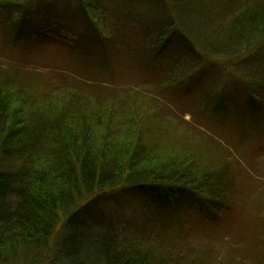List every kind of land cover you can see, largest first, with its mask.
<instances>
[{
    "label": "trees",
    "instance_id": "1",
    "mask_svg": "<svg viewBox=\"0 0 264 264\" xmlns=\"http://www.w3.org/2000/svg\"><path fill=\"white\" fill-rule=\"evenodd\" d=\"M30 1L0 3L7 8ZM160 2H153L151 15L158 18L144 22V30L155 29L156 21L162 25L170 12L180 35H168L139 56L130 53L144 66L157 62L154 80L160 83L146 79L144 88L181 100L185 108L206 105L218 90L204 94L203 88H191L190 101H184L177 88L193 74L205 78L204 65H218L243 85L236 93L230 88L228 98L223 90L212 110L247 107L249 113L240 114L236 130L243 131L239 136L245 141L264 101V0ZM82 3L88 20L83 23L91 28L84 37L100 47L105 58L131 44L115 35L103 38L94 10L102 3ZM174 43L179 48L165 52ZM6 77L0 72V264L44 262L62 223L70 230L59 244L61 264H253L236 257L225 260L219 247H198L182 238L190 223H217L218 216L230 210L231 196L239 190L233 156L201 155L192 145L194 139L188 145L178 140L165 144L160 137L169 132V114L154 98L144 104L136 91H104L88 79L53 77L40 104L31 88ZM140 105L152 110L143 111ZM233 147L238 152V146ZM117 188L138 198L144 208L139 222L118 226L94 206L99 195ZM175 239L186 244V252ZM41 245L45 256L36 253ZM260 256L258 264H264V252Z\"/></svg>",
    "mask_w": 264,
    "mask_h": 264
},
{
    "label": "rangeland",
    "instance_id": "2",
    "mask_svg": "<svg viewBox=\"0 0 264 264\" xmlns=\"http://www.w3.org/2000/svg\"><path fill=\"white\" fill-rule=\"evenodd\" d=\"M155 1L161 3L160 0H98L103 6L94 9L95 20L101 23L102 37L110 39L115 35L131 42L124 47L128 51L121 47L119 53H110L106 58L100 47L93 46L91 40L89 39V43L84 37L91 28L86 26V29L83 23L88 22L84 15L83 0H32L26 6L10 5L7 8L1 2L0 72L13 80L15 85L23 82L24 86L31 88L37 93L36 103L40 104L45 102L44 96L49 89L47 85L53 77L88 79L87 82L105 88L104 91H136L138 95L145 97H141L144 104L150 103L148 98H154L159 109L169 114L172 122L165 118L168 137L165 134L159 136L165 144L178 140L188 145L194 139L191 141L192 145H195L201 155H207L208 158L226 155L230 160L233 156V167L237 170L234 181L239 185V190L238 194L231 196L230 210L222 212L217 223H190L191 227L187 226L188 233L186 236L182 233V238L198 247H219L221 257L225 260L236 257L258 264V258L264 252V238L261 243L258 241V236L262 233L258 206L264 194V101L261 102L258 122L253 124L249 138L243 141V137L239 136L243 131L236 130H239L240 114H246L247 107L242 104L239 109L231 107L226 111L221 108L212 110L211 104L215 103L223 90L227 92L228 98L230 88L236 93V89L243 85L236 76L218 65H204L205 78H198V75L193 74V78L184 81L177 88L183 94L184 101L190 98L191 88L195 91L203 88L204 94L210 90H218L217 94L212 93V99L206 105H188L185 108L181 100L178 102L168 98L163 92L156 95L149 87L144 88L142 82L146 79L152 85L160 83L154 80L153 71L158 69L157 62L144 66L136 62V58L130 53L139 56L141 52L152 51L155 43L168 35H180L178 26L171 22L170 12H166L168 19L162 25L156 21L155 29H150V32L144 30V22L152 23L153 20L155 23L158 18L151 16L154 14ZM166 7L167 4L165 9ZM21 13L25 15L21 16ZM17 23H21V27ZM177 47V43H174V47H168L165 52ZM227 103L230 105V102ZM140 106L143 111L152 110L150 106ZM233 145L238 146V152ZM167 146L169 145H164ZM176 146L178 145L174 147ZM93 204L118 226L123 222H139L144 213L138 198L119 188L99 195ZM69 230L66 223L60 225L53 236V246H47L48 257L40 264L62 263L59 244ZM173 243L180 244V251L186 252L187 247L183 241L177 242L175 239ZM36 251L38 256H45L43 245Z\"/></svg>",
    "mask_w": 264,
    "mask_h": 264
}]
</instances>
